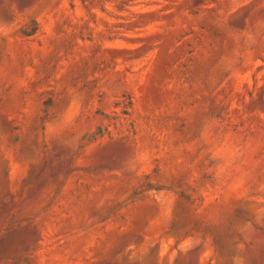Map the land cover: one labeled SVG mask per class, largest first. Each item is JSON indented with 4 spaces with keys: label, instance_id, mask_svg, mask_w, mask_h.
I'll list each match as a JSON object with an SVG mask.
<instances>
[{
    "label": "rangeland",
    "instance_id": "obj_1",
    "mask_svg": "<svg viewBox=\"0 0 264 264\" xmlns=\"http://www.w3.org/2000/svg\"><path fill=\"white\" fill-rule=\"evenodd\" d=\"M0 264H264V0H0Z\"/></svg>",
    "mask_w": 264,
    "mask_h": 264
}]
</instances>
